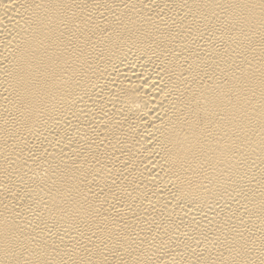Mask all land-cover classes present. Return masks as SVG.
Listing matches in <instances>:
<instances>
[{
	"label": "bare ground",
	"instance_id": "1",
	"mask_svg": "<svg viewBox=\"0 0 264 264\" xmlns=\"http://www.w3.org/2000/svg\"><path fill=\"white\" fill-rule=\"evenodd\" d=\"M0 264H264V0H0Z\"/></svg>",
	"mask_w": 264,
	"mask_h": 264
}]
</instances>
